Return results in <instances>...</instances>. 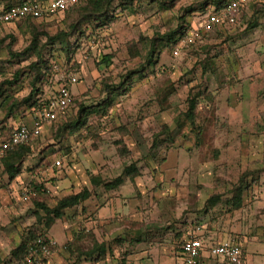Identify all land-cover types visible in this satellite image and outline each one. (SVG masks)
<instances>
[{
	"label": "rangeland",
	"instance_id": "obj_1",
	"mask_svg": "<svg viewBox=\"0 0 264 264\" xmlns=\"http://www.w3.org/2000/svg\"><path fill=\"white\" fill-rule=\"evenodd\" d=\"M241 1L234 26L203 31L177 58L168 36L190 31L221 0L114 2L112 21L79 24L68 55L65 42L47 40L68 31L75 13L0 28V141L36 117L24 102L33 87L46 102L65 74L78 80L73 104L43 126L15 179L0 160V264H150L175 260L196 234L237 242L247 264H264V0ZM133 162L137 175L116 190L90 182H111ZM83 189L90 197L47 228L37 205L53 209ZM28 233L47 254L11 255Z\"/></svg>",
	"mask_w": 264,
	"mask_h": 264
},
{
	"label": "built area",
	"instance_id": "obj_2",
	"mask_svg": "<svg viewBox=\"0 0 264 264\" xmlns=\"http://www.w3.org/2000/svg\"><path fill=\"white\" fill-rule=\"evenodd\" d=\"M82 0H27L14 4L9 8L0 10V27L14 24L21 20L32 18L37 21H47L56 13L68 11ZM241 0H230L222 9L217 12H210L202 21L192 25L183 38H181L172 48V55L177 58L181 53L194 45L200 39L201 33L213 27L234 26L241 14ZM64 81H59L57 93L51 96L42 104L36 117L32 120L30 126H21L15 129L10 138L0 144V160L3 159L9 150L19 146L29 145L33 139L41 135L42 128L45 124L54 122L58 116L65 113L71 104L70 87L77 83V78L72 73L63 76ZM60 166V162H55ZM23 200H27L24 195ZM213 259H221L225 264H244L243 251L240 245L234 242L221 243L206 247L200 239L187 238L181 244L180 260L181 264H199L203 253ZM47 254L46 241L39 238L29 248V260L38 255Z\"/></svg>",
	"mask_w": 264,
	"mask_h": 264
},
{
	"label": "trees",
	"instance_id": "obj_3",
	"mask_svg": "<svg viewBox=\"0 0 264 264\" xmlns=\"http://www.w3.org/2000/svg\"><path fill=\"white\" fill-rule=\"evenodd\" d=\"M39 1H47V0H39ZM122 1H124L125 3H122ZM134 1H137V0H82L77 5H75L71 9H69L68 11H64V12H60V13L55 14V15H63L65 13L71 12V13L77 14V16H80V19L78 21H76L75 23L71 24L68 27V31H66V32L60 31L54 37H49L47 40L48 44H54L57 41H60L63 43L65 42L66 45H62V46H63V51L67 54L68 48H70V46L67 43V40L70 37H72L76 31H78V28L80 27L79 24H81L82 22L85 24H89V23H93V22H99L102 20H106L108 22L112 21L113 17L110 14V9H111L114 2H119V6H124V5L128 6V5H131V3ZM151 1L157 2L158 0H151ZM161 1H165V0H161ZM228 1H230V0H221V2H217V6L211 12L219 11L220 9H222V7ZM21 2H23V1H19L18 3H21ZM18 3H16V4H18ZM12 5H14V4L7 3L3 6L2 9L5 10ZM30 22H38V21L35 19H32V18H27V19L21 20L19 22H16L14 24H23V23H30ZM41 22H43V21H41ZM184 27L185 26H180L176 31L171 33L168 36V41L170 43L172 42V44H174V43L176 44L178 40L183 38L184 34L186 33ZM226 28H228V26L213 27V30L215 29L216 31L217 30L221 31V30L226 29ZM203 34H206V33H203ZM34 39H36V37H34ZM34 42H35V40H33V44H34ZM33 50H34V45H30L28 50H26L25 53H21L18 56L23 57L24 55H26V53H29ZM11 57L15 58L17 56L14 54H11ZM102 60H103V63L106 65H109L111 62V58L108 55L103 56ZM18 78H19V74L15 73L14 79L12 81L6 82L5 84L13 85L17 82ZM59 84H60V82H59ZM56 91H57V88L53 91L51 96L56 95V93H57ZM39 93L40 92L38 91V89H36V88L34 89V87H33L31 89L29 95L24 100V102L27 103L29 101H32V104L30 105L31 108H34L33 106L36 105V109L38 108V110H39L40 109L39 106H41L42 103L45 102V100L44 101L42 100V102H41V99L36 98ZM71 96H72V99H71V104L69 105V107L74 102L73 94H71ZM48 98H50V97H48ZM46 101H47V99H46ZM109 102H110V100L108 101V103ZM195 108H196L195 101L190 102L189 111L186 114L187 118L192 120L193 112H194ZM12 113H13V109H12V105H10L9 114H12ZM84 124H85L84 120L82 121L81 118H79L70 125V129L72 132H76L80 128H82V126H84ZM9 138L10 137H8L5 140H1L0 144L3 143L4 141L8 140ZM29 154H30V144L27 146L15 147L14 149L9 150L7 152V155H6V157H7L6 158V160H7L6 172H7L10 180L15 179L20 174V163ZM136 175H137V167H136L135 163L133 162L132 164L130 163V165L128 167L124 168L122 176L114 179L111 182L101 183L100 178L97 176H92L90 178V182L93 186H99L100 185L103 187V189H105L107 191H111V190H116L118 187H120L123 184V182H124L123 178L126 177L130 180H133V178ZM243 190H244L243 187L240 186L237 189H235V192L233 193L232 204L235 208L240 207ZM90 195L91 194L87 189H83L81 192H79L77 194H74V195H71V196H68L66 198L61 199L57 203L56 207L53 209H50L43 204H38L37 208L40 209L41 211H43V213H44L43 218L45 220V226L47 228H49L54 223L55 220H59L63 217L65 210L80 205L81 203L86 201L90 197ZM208 202L210 203V205L213 206L215 201L209 200ZM44 220L41 219L39 221V223H44ZM37 239L38 238L32 236L31 233H28L27 237H25L20 242V244L12 251L11 255L13 257H16V258L26 257L28 255L29 248L35 243V241ZM181 244H180V247L178 249L179 252L181 250ZM123 264H124V262H123Z\"/></svg>",
	"mask_w": 264,
	"mask_h": 264
},
{
	"label": "crops",
	"instance_id": "obj_4",
	"mask_svg": "<svg viewBox=\"0 0 264 264\" xmlns=\"http://www.w3.org/2000/svg\"><path fill=\"white\" fill-rule=\"evenodd\" d=\"M21 1H27V0H21ZM3 8V6H1L0 7V10ZM9 25H11V24H9ZM7 25H5V26H2V27H0L1 29L2 28H5ZM72 94V93H71ZM121 186H123V184L121 185ZM120 186V187H121ZM120 187H118V188H120ZM202 234H196L193 238H196V239H199L200 238V240L204 243V245L206 246V247H210V246H213V245H217V244H221V243H229V242H232L231 240H226V239H224V241H218V242H215V241H213L212 243H208V241H205L203 238H202ZM205 241V242H204ZM234 242V241H233ZM235 244H238L237 242H234ZM238 245H240V247H241V249H242V251H243V247L241 246V244H238ZM177 258H179L180 257V252L178 251V253H177V256H176ZM243 257H244V264H247L246 263V257L247 256H245L244 255V252H243ZM176 258V259H177ZM174 260V259H168V258H160V259H157V260H155V262H153V263H150V264H176V261L178 262V260ZM180 259V258H179ZM207 259H210V260H216L218 263H220V264H225L221 259H213V258H211V257H209L208 256V253H206V252H204L203 253V256H202V258H201V260H200V262H199V264H203V261L205 262V260H207ZM128 264H141V263H138V262H135V263H128Z\"/></svg>",
	"mask_w": 264,
	"mask_h": 264
}]
</instances>
